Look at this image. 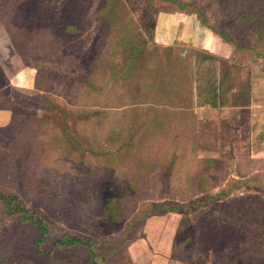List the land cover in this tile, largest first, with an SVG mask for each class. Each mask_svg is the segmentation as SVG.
<instances>
[{
  "label": "rangeland",
  "instance_id": "1",
  "mask_svg": "<svg viewBox=\"0 0 264 264\" xmlns=\"http://www.w3.org/2000/svg\"><path fill=\"white\" fill-rule=\"evenodd\" d=\"M221 62L247 100L264 0H0V195L46 229L0 200V264H264V153L191 103Z\"/></svg>",
  "mask_w": 264,
  "mask_h": 264
},
{
  "label": "crops",
  "instance_id": "2",
  "mask_svg": "<svg viewBox=\"0 0 264 264\" xmlns=\"http://www.w3.org/2000/svg\"><path fill=\"white\" fill-rule=\"evenodd\" d=\"M195 22V19L180 20L176 18L171 20V26L169 25L168 32L165 34V31H162L163 24L161 25L159 21L158 26H156V38L159 41L168 39L185 46L199 47L200 44L207 43L211 38L206 35L202 38L198 36L199 38L195 39L192 33V26ZM201 48V50L207 52L210 50L205 46ZM190 53L195 54L193 50ZM225 58H228L227 55ZM224 62L226 66V61ZM225 66L221 62L220 69L212 76L214 78L213 82L211 80H208L207 83L203 80L200 81L202 77L195 74L196 80H194V85H192L191 103L200 119L207 121L206 129L202 135L214 136L212 138L215 139L214 147H219L216 141L220 135L222 136L224 125L229 123L236 133H240L238 126L243 125L245 116L248 147H252V150L260 149L261 147V151L264 153V91L262 89L264 87V74L260 72L254 73V71L251 73V67H246L250 92L248 99L244 100L241 93L243 88L240 87L241 73L232 70L233 74L229 73V75ZM218 150L222 152L223 147Z\"/></svg>",
  "mask_w": 264,
  "mask_h": 264
},
{
  "label": "trees",
  "instance_id": "3",
  "mask_svg": "<svg viewBox=\"0 0 264 264\" xmlns=\"http://www.w3.org/2000/svg\"><path fill=\"white\" fill-rule=\"evenodd\" d=\"M12 200V201H15V204H14V206H15V208L18 210V211H20V212H22L23 214H24V217H25V219L26 220H28V221H30L31 223H33L35 226H37L39 229H42V231H44L45 232V228L42 226V224H41V222H39V221H36L35 219H33V218H31V217H29L28 216V214H29V211L25 208V207H23L19 202H17V199H16V197H9V199L7 198V197H2L1 195H0V200H4V201H7V200ZM59 242H61L62 244H66V245H73V244H76V243H80L81 241H79V240H77V239H72L70 242H66V241H59ZM82 243V242H81Z\"/></svg>",
  "mask_w": 264,
  "mask_h": 264
}]
</instances>
